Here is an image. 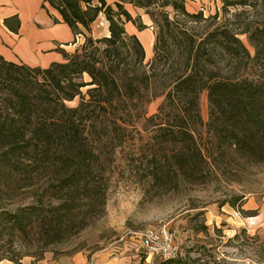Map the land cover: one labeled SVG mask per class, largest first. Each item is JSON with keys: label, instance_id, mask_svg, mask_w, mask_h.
Here are the masks:
<instances>
[{"label": "trees", "instance_id": "obj_1", "mask_svg": "<svg viewBox=\"0 0 264 264\" xmlns=\"http://www.w3.org/2000/svg\"><path fill=\"white\" fill-rule=\"evenodd\" d=\"M185 1L164 0V5L179 9L190 23L209 22L203 32L186 28L167 10L156 16L151 7L157 0H116L113 4L107 0H43V7L60 13L61 20L52 15L54 22L67 23L75 36L83 35L85 41L72 53L60 48L64 61L48 67L8 61L0 54L1 168L20 169L25 162L40 165L43 160L59 174L60 184L52 183L51 187L57 195L68 191L70 198H80L81 194L94 198L102 193L100 185L90 180L94 163L100 160L93 131L110 127L102 124L100 117L122 111L132 114V102L142 90L151 88L174 55L181 66L166 82L161 92L165 98L158 111L148 118L156 127L155 137L173 145L172 168L198 179L215 165L213 148L202 138L204 126L208 133L218 135L217 150L223 155L230 148L248 160L264 162V17L258 21L246 18L239 23L245 26L240 32L227 17L220 19L219 11L208 17L203 9L191 13ZM128 2L145 8L157 26L150 70L144 68L142 41L125 28L126 22L134 23L139 30L147 28L140 15L133 17L126 8ZM222 2L224 12L229 7L258 9L264 5V0ZM100 13L109 22V33L94 38L92 24ZM4 24L18 32L20 19L18 15L9 16ZM240 34L247 35L254 54ZM145 37L146 45H151L154 35L149 32ZM148 53L151 50L147 47ZM85 73L91 77L88 82L83 80ZM204 90L209 102L206 123L200 107ZM157 96L155 93L152 97ZM77 98V105H68ZM111 123L122 131L130 122L115 116ZM153 161L150 165L154 167L155 163L157 167L154 173L164 172L163 166L158 167V159ZM64 207L58 204L52 208L55 217L50 223L57 230L64 224V214H59ZM37 208L3 212L0 225L13 233L26 234L35 226ZM84 225L80 221L76 227Z\"/></svg>", "mask_w": 264, "mask_h": 264}, {"label": "rangeland", "instance_id": "obj_2", "mask_svg": "<svg viewBox=\"0 0 264 264\" xmlns=\"http://www.w3.org/2000/svg\"><path fill=\"white\" fill-rule=\"evenodd\" d=\"M222 5V0L201 1L199 5L195 0L185 1L191 13L203 9L208 17L219 11L220 19L227 17L240 32L245 26L239 23L246 18L258 21L264 17L263 4L258 9L229 7L228 12ZM151 10L158 17L167 10L171 18L180 19L197 33L209 23L188 22L179 9L164 5V0H157ZM146 26L149 29L144 36L156 34L153 21ZM239 36L254 54L247 35ZM80 37L83 43L85 36ZM175 56L151 88L142 90L132 102V114L121 110L100 117L101 123L110 127L93 131L100 160L94 163L90 180L100 185L102 193L94 198L85 194L70 198L68 191L57 195L51 187L52 183L60 184L59 174L43 160L40 165L25 162L20 169L0 166V214L38 206L35 226L28 233H13L0 225V264H264V162L248 160L230 148L223 155L217 150L218 135L208 133L204 126L202 138L213 148L215 165L198 179L186 177L172 168L173 145L155 137L156 127L148 118L158 111L166 82L181 66ZM153 57L154 50L145 57V69L150 70L148 62ZM83 80L88 82L91 77L85 73ZM155 93L159 96L153 98ZM78 101L68 105L75 106ZM200 107L206 123V90L200 94ZM115 116L130 122L125 130L114 128L111 121ZM154 153L156 157H152ZM155 158L160 162L158 167L163 166L161 174L154 173L155 163L150 165ZM58 204L65 205L59 213L64 214L59 230L50 223L55 217L52 208ZM80 221L85 224L81 229L76 227ZM162 227L173 234L180 252L176 260L148 255L140 244L142 232Z\"/></svg>", "mask_w": 264, "mask_h": 264}, {"label": "crops", "instance_id": "obj_3", "mask_svg": "<svg viewBox=\"0 0 264 264\" xmlns=\"http://www.w3.org/2000/svg\"><path fill=\"white\" fill-rule=\"evenodd\" d=\"M107 1L113 4L116 0ZM201 1L209 0H195V5L201 4ZM126 8L133 17L141 15L144 24H152L150 16L141 7L127 3ZM13 15H18L20 19L18 32L11 31L4 24L5 18ZM52 15L61 20V15L56 9L43 7V0H0V54L8 61L31 66L48 67L53 62L64 61L59 49L74 52L82 43L80 36L83 35L75 36L67 23L54 22ZM125 28L129 34H136L140 38L145 51L148 47L151 53L153 52L155 37L151 45H146L148 41L143 34L148 27L139 30L134 23L126 22ZM108 33L109 22L104 13H100L92 24V34L94 37H100L107 36Z\"/></svg>", "mask_w": 264, "mask_h": 264}, {"label": "built area", "instance_id": "obj_4", "mask_svg": "<svg viewBox=\"0 0 264 264\" xmlns=\"http://www.w3.org/2000/svg\"><path fill=\"white\" fill-rule=\"evenodd\" d=\"M141 246L147 250L148 255L161 256L163 260L173 261L179 255L173 234L166 227L159 230L149 228L141 234Z\"/></svg>", "mask_w": 264, "mask_h": 264}]
</instances>
